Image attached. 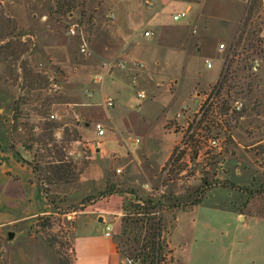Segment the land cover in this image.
<instances>
[{
	"label": "rangeland",
	"instance_id": "obj_1",
	"mask_svg": "<svg viewBox=\"0 0 264 264\" xmlns=\"http://www.w3.org/2000/svg\"><path fill=\"white\" fill-rule=\"evenodd\" d=\"M185 1L193 11L190 25L169 31L159 29L151 37L143 35V25H136L130 45L123 51L125 42L117 31L128 25L122 14L129 0H0V35L6 37L7 45L21 52L14 56L7 45L0 50V80L12 89L0 86V264H58L55 251L46 243L47 236L56 251L69 257L74 227L77 235L83 234L85 224L82 212L72 210L81 208L79 204L86 195L103 191L108 180L117 185L130 210L136 197L161 200L156 216L162 219L160 240L166 246L168 237L176 244L191 236L189 227L197 221L238 223L231 214L212 210L207 204L191 212L198 201L209 200L203 197L210 190L221 196L216 199L221 205L233 202L243 208L251 203L248 211L264 210V62L246 96L245 121L233 138L225 135L223 150L213 152L202 162L192 160L191 167L179 164L166 174L172 153L164 162L171 142L167 131L172 130L170 120H166L174 118L184 104L194 107L196 94L216 82L220 58L217 46L227 40L226 34L237 33L241 19L238 24L234 21L243 14L242 7L233 0ZM233 7L236 10L231 13ZM68 8L69 15H64ZM70 28L75 29L74 36L69 34ZM81 37L88 44L87 55L79 51ZM119 59L127 60L125 68H113L102 84L92 82L91 77L102 73L105 64ZM129 59L143 67L133 65ZM206 59L212 60V69L205 67ZM111 74L115 85L109 87L106 80H111ZM86 91L97 99L89 113L80 105L88 97ZM138 93L145 97L138 98ZM108 97L113 99L114 107L105 106L103 101ZM15 99L22 117L12 123ZM50 114L55 119H50ZM85 122L90 127L86 128ZM96 123L104 126V136L96 135ZM11 126L14 130L21 128L13 134L12 142L22 139L33 161L44 166L63 159L81 170L76 187L70 190V201L61 206L62 214L52 211L31 217L35 211L52 207L38 183H23L24 153L17 144V151L10 147ZM87 139L118 141L122 152L101 159L94 151L97 142ZM135 139L139 142L133 143ZM76 141L89 143L90 148L84 151L87 159L66 157L68 149H81ZM150 164L156 171L150 172ZM143 168L148 175L141 174ZM8 169L10 173H3ZM101 171L105 172L102 179ZM231 183L235 188L228 185ZM247 216V221L255 223L252 214ZM13 220L18 222L10 225L8 222ZM120 233L115 236L117 241L126 238ZM141 235L143 239L146 232ZM27 238L44 241L57 259L33 254ZM129 251L126 256L133 259L135 253ZM166 259L174 264L168 248Z\"/></svg>",
	"mask_w": 264,
	"mask_h": 264
},
{
	"label": "crops",
	"instance_id": "obj_2",
	"mask_svg": "<svg viewBox=\"0 0 264 264\" xmlns=\"http://www.w3.org/2000/svg\"><path fill=\"white\" fill-rule=\"evenodd\" d=\"M233 1L242 7V4L239 0ZM151 2L153 7L150 10L144 7L143 0H129V3L125 4V13L122 15H124V18L127 19L128 25L125 26L124 24V27L119 28L117 31L118 37H120L123 42H125V47H122L123 51L127 50L126 45H130L129 41L131 40V36L136 25H143L145 28L143 35L146 31H150L151 35L149 37H151L153 34L158 33L160 31L159 29H162L163 31H169L170 28L176 29L178 27L188 26L193 20L192 8L190 3L185 0H151ZM205 4L208 6L207 3ZM132 5L137 6V8L132 7ZM130 6L132 7L131 9H129ZM183 10L188 11V17L179 22H173L171 20V15ZM235 10L236 8L233 7L231 9V13H234ZM241 16L242 12L238 17L235 18L234 23L238 24V19H240ZM111 17L113 16L110 15L109 18L111 19ZM232 18L233 15L227 21H232ZM148 26H151V28H147ZM235 34L236 30L235 32L226 34L225 37L227 40L222 42L227 43L232 37H234ZM127 55L129 56L128 52ZM129 60L130 62L134 61L131 59ZM112 75L114 76V74H111V77H109L111 79L110 81H108V79L106 80V84L109 83V87L115 85V83L112 82ZM93 77L94 75L91 77V79ZM262 83H264V75H262ZM0 86L8 91H12L11 87L3 84L1 80ZM86 94L88 97L85 99L83 98V101L80 102V105L83 107V110H86L84 111L85 113H89L88 111L90 108L93 107V105H96L95 102L97 99H95L91 91H86ZM15 102L16 99L14 100V103ZM112 107H114V104ZM2 112L3 108L0 106V113ZM12 113L13 112H11V117ZM169 120L171 119L166 120V122ZM11 122L13 123V121ZM166 122L164 123V126L166 125ZM84 126L86 128L90 127V123L85 122ZM19 131H21V128L16 127L14 130L13 126H11L10 147L12 150H16L17 146L15 145L17 144L24 153L22 156L23 164H21L23 167V183H28L30 185L38 183L43 191L41 183L36 179L32 170V166L30 165V163L33 161V155L30 151L24 149L23 141H21L22 139H19V141L15 143L12 142L13 134L18 133ZM167 132L171 137V142L168 146L169 152L164 162L168 159L174 142L177 138V135L174 133V131L170 130L169 132L168 130ZM87 140L91 141L89 139ZM77 142L78 141H76L75 144H77ZM91 142H97L96 146L94 147V151L101 159H105V157L110 156L112 153L122 152V147L119 146L118 141L111 142L109 140L107 141L99 139L97 141ZM149 168L151 173L156 171V169L152 167L151 164L149 165ZM140 170L141 174L144 176L148 175L147 169L143 168ZM3 173H10V170H4ZM104 177L105 172L101 171V179ZM215 192L216 190L208 191L203 199L208 198L209 200L205 202L202 200L199 204H195L193 207H191V209L193 208L191 212L198 208L201 204H207L208 208L212 210L231 214L235 217V220H237L238 223L233 224L231 222H225L221 224H210L197 221L189 227L191 236L184 238L182 242L173 244L168 237L166 241L167 248L169 250V256H171L173 259L174 264H264V210L260 209L256 212L248 211L251 203H248V205L243 208H237L234 206L233 202H229L228 206L221 205L216 202V199L220 198L221 196L217 195ZM89 195L92 196L95 194L90 193L86 196ZM125 200L126 199L122 194L116 193L87 205L84 210L81 211L82 213L80 216L85 218V224L82 228L83 234L77 235L75 232L77 228L76 226L74 227L73 248L75 252V264H122V256L115 236L122 230L121 219L124 215L123 206ZM50 212H52V210H38L35 211L31 217L36 218L38 216L49 214ZM247 214H252L254 216L253 220L255 223L251 221L252 219L247 221ZM17 222L18 220H13L8 223L13 225ZM107 225H111L113 228L112 237L105 236ZM33 240L34 239L31 240L29 238L26 239V243L33 250V254L40 253L43 256H54L44 241L41 239Z\"/></svg>",
	"mask_w": 264,
	"mask_h": 264
},
{
	"label": "built area",
	"instance_id": "obj_3",
	"mask_svg": "<svg viewBox=\"0 0 264 264\" xmlns=\"http://www.w3.org/2000/svg\"><path fill=\"white\" fill-rule=\"evenodd\" d=\"M239 1L243 8L239 29L230 42H221L217 46L220 55L218 79L207 91L204 90L196 96L194 107L182 105L174 118L169 121L172 124V131L177 135V140L165 167L166 174L179 164L184 163L191 167L192 160L202 162L204 158L211 157L213 152L220 153L225 146V135L233 138L232 134L245 121L246 96L251 91L252 83L258 77L264 62V0H261L258 6H255V0ZM143 5L148 10L153 7L151 0H143ZM187 17L188 11L183 10L173 13L171 20L179 22ZM111 19L114 20V17ZM192 32H196V27ZM69 34L74 36L75 29L70 28ZM150 35V31L144 33L145 37ZM79 51L84 55L89 52L88 44L83 37ZM126 63L125 60L119 59L105 64L102 73L94 75L92 82L103 83L105 76L113 68L123 69ZM131 63L143 67L138 61ZM205 67L213 68L211 59L205 60ZM137 96L142 99L145 97L143 93H138ZM113 104L112 98L105 101L107 108L112 107ZM49 117L55 119L53 114ZM94 128L98 136L104 135V127L100 123H96ZM138 142V139L133 141V143ZM76 145L81 149L76 147L68 149L66 157L87 159L84 151L90 148L89 143L78 141ZM178 175L182 176L181 173ZM105 236H113L111 225L106 226ZM122 264H134V260L124 255Z\"/></svg>",
	"mask_w": 264,
	"mask_h": 264
},
{
	"label": "trees",
	"instance_id": "obj_4",
	"mask_svg": "<svg viewBox=\"0 0 264 264\" xmlns=\"http://www.w3.org/2000/svg\"><path fill=\"white\" fill-rule=\"evenodd\" d=\"M254 3L255 6H258L259 3H261V0H255ZM70 10L71 9L68 8L63 14L69 15ZM2 32H4V30H2ZM5 39L6 37L0 35V43L4 42ZM7 44L8 43L4 42V44L0 45V50H3L2 48H5ZM7 46L12 50L14 56L21 55L20 50L19 52L16 51L14 46ZM33 80L34 79H32L31 82ZM12 112L11 121H17L22 117V113L19 111L17 103H14ZM34 156L36 157V155ZM30 165L32 166L36 179L41 183L45 197L52 207V211L56 214H62L61 206L70 201L72 195L70 194V190H74L76 187L81 170H78L72 161L65 162L63 159H59L53 163L46 162L44 166L34 160ZM228 185L235 188L232 183L231 185ZM116 187L117 185L114 184V182L108 180L103 191L95 196H86L79 204L81 208H74L72 211H83L87 205H90L95 201L112 194L121 193L116 190ZM225 188H228V186H225ZM131 195L134 194L132 193ZM135 199L136 203L131 205L132 210L129 209V206H127L126 203H124L123 206L124 215L121 219L122 230L120 234L121 237L126 236V238H121V240L117 241L121 256L126 255L131 249V252L135 253L133 258L134 264H172V261H167L166 259L167 246L160 240L162 219L157 217L156 213L158 209L160 210L161 200H154L149 196L146 198L136 197ZM200 202L201 201H198L197 204ZM144 231L146 232V237L141 239V234ZM45 240L48 247L55 251L58 257V264H75V252L73 246L71 248V255L68 257L66 254L54 249V244L49 236H47Z\"/></svg>",
	"mask_w": 264,
	"mask_h": 264
},
{
	"label": "water",
	"instance_id": "obj_5",
	"mask_svg": "<svg viewBox=\"0 0 264 264\" xmlns=\"http://www.w3.org/2000/svg\"><path fill=\"white\" fill-rule=\"evenodd\" d=\"M198 94H199V93H197V94H196V96H198ZM12 237H13V234H12V233H10V238H12Z\"/></svg>",
	"mask_w": 264,
	"mask_h": 264
}]
</instances>
